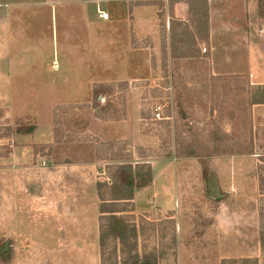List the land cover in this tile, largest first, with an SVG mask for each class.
Listing matches in <instances>:
<instances>
[{
    "label": "rangeland",
    "instance_id": "1",
    "mask_svg": "<svg viewBox=\"0 0 264 264\" xmlns=\"http://www.w3.org/2000/svg\"><path fill=\"white\" fill-rule=\"evenodd\" d=\"M133 1L155 8V27L144 12L125 28L97 23L76 42L59 15L53 26L49 17L34 26L42 65L12 74L9 98L0 100V264H100L96 183H109V166L142 163L152 182L134 191L135 224L150 222L139 252L154 249L158 264H264V123L251 112L253 88L242 77L215 76L192 0ZM216 3L214 12L232 1ZM184 45L194 56L171 55ZM31 126L33 134L14 133ZM190 140L228 152L179 157L177 142ZM145 153L152 156L139 157ZM234 179L250 194H236ZM160 202L178 212L159 213Z\"/></svg>",
    "mask_w": 264,
    "mask_h": 264
},
{
    "label": "crops",
    "instance_id": "2",
    "mask_svg": "<svg viewBox=\"0 0 264 264\" xmlns=\"http://www.w3.org/2000/svg\"><path fill=\"white\" fill-rule=\"evenodd\" d=\"M221 0H206L208 5V40L210 55L215 54L211 67L215 76L242 77L250 88L264 85V22L258 16L256 0H231L232 4L214 12L213 5ZM133 0H0V100L9 98V86L13 83L12 74L19 78L22 68L39 69L42 65L35 54L44 46L31 44L39 18L60 16L62 33L67 32L78 42V35L87 34L93 26L101 23L102 27L115 28L135 25L144 12L154 18L152 5L135 6ZM189 8V6H188ZM181 15H185L181 8ZM99 13L107 14L106 19ZM169 20L171 19L168 17ZM97 19V20H96ZM99 20V21H98ZM180 20V19H178ZM185 22V21H184ZM86 30L84 31V29ZM28 32V33H27ZM71 32V33H70ZM61 33V35H62ZM29 35L30 40L26 39ZM68 38V37H66ZM28 40V42H25ZM214 41V51L213 50ZM64 45V43H61ZM33 45V46H32ZM38 45V44H37ZM28 46V47H27ZM40 49H39V48ZM85 46H82V48ZM66 52L70 48L63 47ZM75 45V51H78ZM45 50V49H44ZM214 52V53H213ZM219 57L222 59L218 60ZM30 63V64H28ZM214 64V65H213ZM18 68V69H17ZM26 73V72H24ZM254 118L264 123V104L252 105ZM26 142V141H22ZM49 142V141H46ZM31 144V142H28ZM24 143V144H28ZM252 167V165H251ZM238 176V174L236 175ZM247 180L249 178H246ZM232 189L236 194L248 195V189L237 187L238 179ZM150 187L142 188L149 189ZM140 191V190H139ZM137 195V192L135 193ZM134 195V199L136 196ZM158 212L176 211L168 202H160ZM175 214V213H174ZM176 218L175 216L173 217ZM180 224L179 220H176Z\"/></svg>",
    "mask_w": 264,
    "mask_h": 264
},
{
    "label": "trees",
    "instance_id": "3",
    "mask_svg": "<svg viewBox=\"0 0 264 264\" xmlns=\"http://www.w3.org/2000/svg\"><path fill=\"white\" fill-rule=\"evenodd\" d=\"M196 4L197 19L194 27L202 28L206 37V0H192ZM258 16L264 22V0H256ZM171 25V24H170ZM182 30V29H181ZM172 29V37L173 36ZM199 33V32H198ZM186 29L182 30L178 42L185 43L184 35ZM175 35V32H174ZM199 35V34H198ZM173 39V38H172ZM191 41H193L191 37ZM184 50L178 53L175 48H171V55L178 56H194V51L188 52L187 46L184 45ZM176 52V53H175ZM264 104V85L257 86L252 89L250 94V105ZM99 116V115H98ZM10 130V129H9ZM35 131V127L31 126L27 129L16 127L14 133L19 135H30ZM213 139L217 137L212 134ZM181 146L176 147V153L179 157L190 158L198 157L202 154L206 156L225 155L228 150L220 147L217 143L212 142V145H205L203 141H186L177 142ZM214 144V145H213ZM151 154H142L139 157L144 159L151 157ZM168 156V155H166ZM127 159V157H124ZM107 177L109 183L97 182L96 192L99 200L98 205V245L100 253V264H158V258L154 249L149 253L142 250L138 251V236L143 234L144 226L150 224L141 217L139 222L135 224L133 215V199L134 191L150 186L152 182V173L149 164H136L132 167L131 164L112 165L107 168ZM259 189L264 192V176H259ZM260 217V246L264 252V208L259 211ZM173 229V221L170 220ZM152 229L154 226L151 224ZM172 245L175 243V238H171ZM256 264V259H230L222 260L220 264Z\"/></svg>",
    "mask_w": 264,
    "mask_h": 264
},
{
    "label": "built area",
    "instance_id": "4",
    "mask_svg": "<svg viewBox=\"0 0 264 264\" xmlns=\"http://www.w3.org/2000/svg\"><path fill=\"white\" fill-rule=\"evenodd\" d=\"M99 17L102 18V19H106L107 18V14L105 13H99ZM53 68H56V63H53Z\"/></svg>",
    "mask_w": 264,
    "mask_h": 264
}]
</instances>
